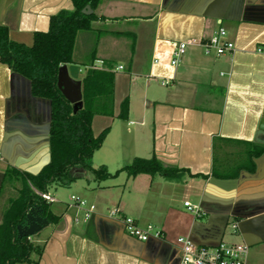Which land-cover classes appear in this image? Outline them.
I'll return each instance as SVG.
<instances>
[{"label":"crops","instance_id":"crops-1","mask_svg":"<svg viewBox=\"0 0 264 264\" xmlns=\"http://www.w3.org/2000/svg\"><path fill=\"white\" fill-rule=\"evenodd\" d=\"M72 8L70 0H0V24L12 40L30 45L52 14ZM93 12L96 20L77 32L71 55L70 63L83 69L66 65L75 79L97 61L114 68L113 115L96 114L91 122L94 136L108 128L94 167L113 172L115 162L121 168L155 155L181 171L170 177L121 171L94 186L88 170L70 169L74 181L66 190L76 187L71 195L93 204L94 212L84 220V208L71 195L69 202L58 199L59 186L51 185L50 209L60 219L29 237L43 245L37 264H178V237L213 244L228 232L227 243L248 245L246 264H264V153L254 158L252 173L211 176L213 168L233 175L247 143L264 145V0H100ZM219 28L234 50L205 52L202 43ZM179 41L187 47L171 65ZM124 99L128 115L121 119ZM50 113L49 100L32 95L29 79L0 62V185L9 165L36 173L49 161ZM111 135L117 139L113 157L95 158ZM112 209L117 216L108 215ZM123 216L152 225L162 237L136 240L124 233Z\"/></svg>","mask_w":264,"mask_h":264},{"label":"trees","instance_id":"trees-1","mask_svg":"<svg viewBox=\"0 0 264 264\" xmlns=\"http://www.w3.org/2000/svg\"><path fill=\"white\" fill-rule=\"evenodd\" d=\"M72 9H60L49 17L45 31L33 32L30 45L12 40L8 27L0 24V62L12 71L29 79L34 96L50 100L49 162L37 173H30L9 165L3 172L0 185V264H37L43 253V245L35 244L29 237L18 236L17 227L26 223L31 208L39 209V215L49 224H56L60 215L50 209L40 193L48 192L53 184L68 186L74 181L70 169L80 167L93 173L95 180L116 177L121 171L128 176L138 173H160L166 177L181 171L164 167L155 155L149 158L135 157L114 172L104 165L93 166L92 157L106 136L108 128L98 135L92 133L91 122L96 114L113 115L114 72L110 65L103 68H87L81 77L82 104L76 111L57 86L58 69L70 63L76 34L89 29L97 16L93 9L100 0H70ZM92 12L82 13L85 6ZM91 65V64H89ZM88 65V66H89ZM128 103L124 99L118 117L126 119ZM244 161L233 175L219 174L214 168L211 176L234 178L241 170H255L254 158L264 153V145L247 143ZM190 176L207 175L189 173ZM14 190L1 201L4 188ZM11 190V191H12ZM3 204V205H1ZM33 256H36L33 259Z\"/></svg>","mask_w":264,"mask_h":264},{"label":"built area","instance_id":"built-area-1","mask_svg":"<svg viewBox=\"0 0 264 264\" xmlns=\"http://www.w3.org/2000/svg\"><path fill=\"white\" fill-rule=\"evenodd\" d=\"M205 52L213 51L215 55H221L234 50V45L231 41L226 39V31L219 28L217 32L207 42L202 43ZM187 47V42L179 41L174 43L173 56L171 58V65L178 64L180 58L184 54ZM264 58V55H263ZM102 61H97L87 68H103ZM123 66L119 65L115 69H122ZM114 71V68H112ZM167 80H163L162 84H167ZM40 195L52 202L54 199L48 192L40 193ZM72 203L79 207L84 208L83 219L88 220L91 213L94 212V205L87 204V202L77 195H71ZM187 209L195 216L202 215L201 210L197 206L191 205L188 201L184 202ZM110 217L117 216L115 209L108 210ZM78 222V218L74 219ZM123 231L125 234L139 240L141 242L148 241L150 238H161L162 232L150 224L140 226L136 220L131 216L121 217ZM231 227L236 229V223H232ZM176 247L179 254L178 264H246V253L248 245L246 243H227L219 241L216 244H200L193 241L189 237L180 236L176 239Z\"/></svg>","mask_w":264,"mask_h":264},{"label":"water","instance_id":"water-1","mask_svg":"<svg viewBox=\"0 0 264 264\" xmlns=\"http://www.w3.org/2000/svg\"><path fill=\"white\" fill-rule=\"evenodd\" d=\"M91 12H92V9L88 5L82 9V13L86 15L90 14ZM57 86L59 90L61 91V93L64 95V97L73 105V110L76 111V109L82 104L81 80L72 78L69 75L66 64L61 65L58 69ZM50 110H51V107H50ZM48 224L49 222L47 218L39 215V209L31 208L29 212L26 214V223L24 225H19L17 227L18 236L19 237H22V236L30 237L38 233ZM218 242L219 241L213 244H216Z\"/></svg>","mask_w":264,"mask_h":264},{"label":"rangeland","instance_id":"rangeland-1","mask_svg":"<svg viewBox=\"0 0 264 264\" xmlns=\"http://www.w3.org/2000/svg\"><path fill=\"white\" fill-rule=\"evenodd\" d=\"M83 34V33H82ZM80 36H82V35H80ZM79 40H81V37L79 38ZM80 43L78 42V45H79ZM122 52L123 51H121V54H122ZM124 53V52H123ZM118 54H120V51L118 52ZM122 57H124V55L122 56ZM68 67L69 68H74V69H78V68H81V69H83V64H81L80 62H76V61H73L72 63H70V64H68ZM78 78H81V73H79L78 74V76H77ZM119 130V129H118ZM121 131H123V130H121ZM115 136L114 135H111V137H110V139H109V141L104 145V147H102V149L98 152V153H96L95 154V158H99L100 157V159H106V160H109L110 159V157L112 156L111 154L114 152V150H115V147H116V141H117V139L115 140V138H114ZM113 157V156H112ZM97 158V159H98ZM113 159V158H112ZM120 162H115V164L113 163V165L111 166V168H110V171H115V170H117V169H119V164ZM123 163V162H122ZM94 166V165H93ZM88 173L91 175V177H94V175H93V173L91 172V171H89L88 170ZM126 173H123L121 176L122 177H120L121 179H123V176H124V178L126 177V175H125ZM81 177H84L83 175L81 176ZM117 177V176H116ZM116 177H112V178H110V179H107V181L106 180H104L105 182L103 183V184H105V183H107L108 181H110V180H112L113 178H116ZM84 182H86V180H84ZM99 182H101L102 183V181L101 180H95V181H91V184H94V186H95V184H97V183H99ZM54 185V184H53ZM57 186H59V194L58 195H56L57 196V198L58 199H61V200H63V201H67V202H69V196L71 195V194H73V193H77V191H75V190H77L76 189V187H72V189H69L68 191L66 190V188L68 187V186H61V185H58L57 184ZM92 186V185H91ZM51 187V186H50ZM12 189H10L8 186H7V188L5 187L4 188V192H3V195H2V199H1V201H5V199L7 198V196H9V195H12L13 193H14V190H12ZM52 191V190H51ZM54 194V193H53ZM1 205H3V204H1ZM43 232H45V230L44 231H42L41 233H43ZM232 238H233V236L231 235V234H229V232L226 234V236L224 237V241H226V242H228V241H231L232 240Z\"/></svg>","mask_w":264,"mask_h":264}]
</instances>
